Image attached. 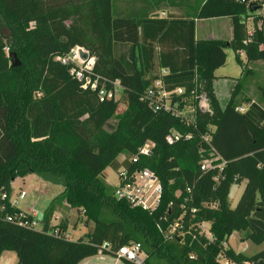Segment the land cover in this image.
Listing matches in <instances>:
<instances>
[{
  "label": "trees",
  "instance_id": "1",
  "mask_svg": "<svg viewBox=\"0 0 264 264\" xmlns=\"http://www.w3.org/2000/svg\"><path fill=\"white\" fill-rule=\"evenodd\" d=\"M120 1L134 0H0V192L11 193L12 183L29 174L51 172L68 180L43 213L42 230L0 216V256L12 249L16 264H79L99 252L116 256L120 247L137 242L147 255L145 264H224L220 255L236 264H264V248L246 255L225 244L234 232L264 244V106L246 99L251 102L247 112L236 110L244 103L238 100L244 84L254 73L248 63L264 61V33L249 37L244 22L249 8L237 0H135L149 3L135 15L119 12ZM162 5L182 14L152 17ZM222 17L231 19L230 40L196 37V20ZM76 46L97 58V74L121 81L126 96L121 112V101L100 102L96 91L82 87L70 72L73 63L55 60ZM227 49L234 50L244 69L222 106L214 81L215 71L227 61ZM15 57L18 66L12 65ZM160 67L170 70L164 77L167 90L184 89L174 96L183 101L182 110L187 98L205 92L212 111L196 109L188 124L172 112L154 109L146 93ZM112 119L116 122L107 129ZM171 130L192 136L169 145L165 136ZM207 133L210 144L202 140ZM148 140L156 143L153 154L130 162ZM213 149L226 162L222 170L212 171L219 174L217 183L211 177L204 180L200 168ZM249 156L251 172H243L241 161ZM108 167L132 172L149 168L157 175L163 192L152 214L115 197L104 179ZM236 169L252 185L246 199L231 211L228 183L243 181V175L231 174ZM205 182L209 190L199 189ZM256 189L262 213L246 204ZM63 204L93 223L76 240L68 237L64 218L61 234L48 231ZM16 211L21 210H9ZM205 222L210 223V236L203 229ZM105 243L110 248H104Z\"/></svg>",
  "mask_w": 264,
  "mask_h": 264
},
{
  "label": "built area",
  "instance_id": "2",
  "mask_svg": "<svg viewBox=\"0 0 264 264\" xmlns=\"http://www.w3.org/2000/svg\"><path fill=\"white\" fill-rule=\"evenodd\" d=\"M241 3H246L249 8L247 15L244 17V22L247 26L249 37H252L256 31L264 33V0H237ZM250 41V38L245 41ZM82 52L86 55L82 56ZM55 60L67 65L73 63L71 74L75 76L81 83L84 89L94 90L97 93V98L100 102L106 100L119 101L124 92V86L119 79L112 80L103 77L95 72L97 58L92 56L88 49L76 46L65 56H57ZM170 73L166 67L159 68L158 78L155 80L153 86L149 88L146 97L150 100V104L156 110H164L172 112L174 115L186 120L188 124L192 123L195 119L196 109L205 112H211V102L205 92L200 95L187 98L188 104L185 105L186 109L182 110L180 104L181 100H175V95H182L183 88L175 90H167L164 77ZM193 98H196L197 103H193ZM251 102H245L237 106L236 110L240 113H245L249 109ZM190 114V115H189ZM191 133H182L178 130H171L166 136L165 141L167 144L172 145L182 139H190ZM202 140L210 144L211 134L207 133L202 135ZM156 143L148 140L143 146L140 147L138 153L130 158V162L137 163L139 158L143 156H151ZM124 158V156H123ZM221 157L213 149L209 157L201 162V171L206 173L209 170L219 169L222 170L226 162L220 161ZM114 195L118 199H122L130 203L134 207H140L150 214L158 207L161 198L163 187L157 175L149 168L138 169L130 171L127 167H121L117 170V182L114 185ZM191 192V188H188ZM27 193L21 190L18 194L12 192H0V216H3L7 221L16 223L20 226L42 230L44 221L39 219V212L32 211L31 213L20 211L11 213V208H19V203L24 200ZM59 215L55 212L50 220L48 231L53 234H61L59 225L62 218L57 220ZM180 222L176 223L170 231L173 234L176 228L179 227ZM233 234L230 236V238ZM165 237L173 238V235L165 234ZM229 238V239H230ZM226 244V243H225ZM104 248H110L108 243H105ZM146 253L142 245L137 242L126 244L116 252L117 258H123L135 264H145ZM219 260L224 264H236L227 261L223 256H219ZM243 264H251L246 261Z\"/></svg>",
  "mask_w": 264,
  "mask_h": 264
},
{
  "label": "rangeland",
  "instance_id": "3",
  "mask_svg": "<svg viewBox=\"0 0 264 264\" xmlns=\"http://www.w3.org/2000/svg\"><path fill=\"white\" fill-rule=\"evenodd\" d=\"M118 11L125 13L126 11H131L130 8H125L123 4L118 6ZM161 12V15L164 17L168 12L173 11V14H182L180 9L175 7L170 8V6L162 5L159 7L158 12ZM166 13V14H165ZM209 26L213 27L216 25V21H206L200 24V26ZM122 50L126 51L128 47L121 48ZM227 61L224 66L219 68L216 71L218 75V81L220 89L224 88L225 86H229L225 90H220L219 94L221 93L220 103L222 106H225L232 94V87L237 82V80L242 76V72L244 69V65L240 63L236 58V53L232 49H227ZM241 58L246 63V55L244 52H241ZM248 66L252 68L254 71L253 74L246 80L244 84V89L239 95V99L241 102H247L246 99H250L251 101H256L264 106V61H255L249 62ZM223 91V96H222ZM125 93L123 97L119 100L120 107L119 112H121L124 108H126L125 104ZM124 100V102L122 101ZM116 120L112 119L110 124L107 126V129L113 127ZM123 156H120V160ZM252 156L247 157V159L241 161V170L243 172H251V165L253 164ZM244 163L247 165L245 166ZM239 169L232 172L231 174L234 178L238 177L239 175H243V181L238 183L236 182H229L228 183V196H229V210L234 211L237 209L241 202L244 201L247 197V187L252 185V180L248 182V176L244 175ZM213 170H209L204 174V180H207L209 177L213 179L214 182H218L219 174L212 173ZM105 181L111 187H114L115 183L117 182V170L112 167H108L105 172ZM203 179V178H202ZM200 185V184H199ZM13 187L15 192H19L20 190H24L27 193V196L24 200H21L19 206L24 210H35L39 213H44L47 208L50 206L51 202L62 193L64 188L60 185H56L50 182L45 181L37 174H29L25 177L18 178L16 181L13 182ZM205 188V190H209L208 184L201 186L199 189ZM247 207L249 210H253V212L262 213V206L263 200L260 195V191L258 193L257 189L254 192V196H251L249 200H246ZM262 201V203H261ZM75 208H70L67 205H60L57 207V214L60 218H64L63 220H67L69 223L68 228V235L71 239H78L81 237L85 232H87L90 228L93 227V223L87 221L86 216L83 215L80 211H76ZM252 214V213H250ZM263 215V214H261ZM87 223V224H86ZM203 229L207 232L210 236L211 233L209 232L210 223H204ZM226 247L233 249L235 252L244 253L246 255H252L264 248V244H254L248 239H245V232H234L233 236L228 240L226 243ZM100 254H103L102 252ZM104 262H102L103 258ZM90 259L98 258V264H114L116 262V257L111 254H103V255H95L89 257ZM18 261V256L16 251L12 249L5 250L2 255L0 256V264H16ZM118 262V261H117ZM118 264H127L125 260H121Z\"/></svg>",
  "mask_w": 264,
  "mask_h": 264
},
{
  "label": "crops",
  "instance_id": "4",
  "mask_svg": "<svg viewBox=\"0 0 264 264\" xmlns=\"http://www.w3.org/2000/svg\"><path fill=\"white\" fill-rule=\"evenodd\" d=\"M121 4H123L124 5V7L125 8H130V10L131 11H126L125 13H128V12H130V13H132L133 15H135V14H137V13H139L140 11H145V8H147L148 7V5H149V3H147V2H145V1H130V2H127V1H123V2H117L116 3V8H118V6H120ZM170 8H172L171 6H170ZM157 13H159L160 15V17H163L162 15H161V12L159 11V12H157ZM168 13H175V12H173V11H170V12H168ZM156 14V13H155ZM166 14V13H165ZM153 16V15H152ZM216 21V25H214L212 28L211 27H209V26H205V25H203V26H200V24L201 23H203V22H206V21ZM232 35H233V28H232V23H231V19L230 18H228V17H222V18H214V19H208V20H202V19H198V20H196V37L197 38H220V39H227V40H230L231 38H232ZM241 52H243V51H241ZM241 52H240V54H241ZM244 54H245V52H244ZM221 68V67H220ZM218 70V69H217ZM216 70V71H217ZM216 71H215V75H216V79H215V81H214V88H215V92H216V95H217V97H218V99H219V101H220V96H221V93L219 94V92H220V90H222V89H226V88H229V86L227 85V86H225L224 88H222V89H220V87H218L219 86V81H218V75L216 74ZM222 96H223V91H222ZM122 159H123V157H122ZM121 159V160H122ZM18 179V178H17ZM16 179V180H17ZM15 180V181H16ZM21 191V190H20ZM19 191V192H20ZM19 192H15V189H14V187H13V183H12V193L13 194H18ZM19 209L20 210H22V211H24V212H28V213H31L32 211H34V210H24L23 208H21L20 206H19ZM76 211H78V210H76ZM57 212V211H56ZM63 219V218H62ZM87 224V223H86ZM69 228V227H68ZM91 229V228H90ZM89 229V230H90ZM88 230V231H89ZM87 231V232H88ZM68 230H67V234H68ZM87 232H85L84 234H86ZM83 234V235H84ZM68 237L69 238H71L69 235H68ZM101 252H99L97 255H103V254H100ZM114 256V255H113ZM116 257V256H115ZM102 258H103V256H102ZM116 260L119 262V261H121V260H125V259H123V258H117L116 257ZM98 258L96 259V258H94V260L93 259H90L89 257L88 258H86V259H84L83 261H81L79 264H98ZM114 262V264H118V262ZM102 262H104V258H103V260H102Z\"/></svg>",
  "mask_w": 264,
  "mask_h": 264
},
{
  "label": "water",
  "instance_id": "5",
  "mask_svg": "<svg viewBox=\"0 0 264 264\" xmlns=\"http://www.w3.org/2000/svg\"><path fill=\"white\" fill-rule=\"evenodd\" d=\"M159 15H160L159 13H156V14H153L152 17H159ZM85 55L86 54L84 52H82V56H85ZM12 65L13 66L20 65V62L18 61V59H16V57L13 58ZM37 175L39 177H41L42 179H44L45 181L50 182V183H53V184H56V185H60L63 188H65L67 186V183H68V180H67V177L66 176L60 177V176L54 175L51 172H42V173H39ZM43 217H44V214L43 213H40L39 214V219L40 220H43Z\"/></svg>",
  "mask_w": 264,
  "mask_h": 264
}]
</instances>
